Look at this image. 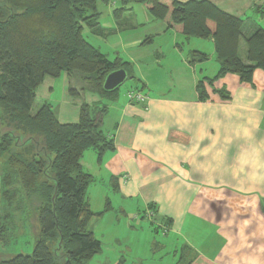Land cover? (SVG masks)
<instances>
[{
	"label": "crops",
	"instance_id": "obj_1",
	"mask_svg": "<svg viewBox=\"0 0 264 264\" xmlns=\"http://www.w3.org/2000/svg\"><path fill=\"white\" fill-rule=\"evenodd\" d=\"M207 1L240 18L244 37L264 29V0ZM178 37L175 33L169 49L179 61L168 64L166 79L151 81L142 72H132L133 82L149 90L143 93L145 103L117 95L113 101L103 100L90 92L72 96L66 73L61 104L50 77L37 87L35 98L50 105L61 124L76 123L82 104L106 108L101 131L113 149L100 158L89 149L80 161L91 183L101 184L103 207H109L102 212L113 210L111 193L116 211L124 216L141 213L155 233L162 231L175 246L176 264H264V71L256 69L248 84L226 75L206 87L208 99L202 102L196 86L217 74L218 63L207 74L206 61H190L193 52L206 55L204 49L190 47V41L199 45L203 40L183 37L179 44ZM149 38L146 44L148 37L125 46L150 45ZM160 54L157 50V57ZM129 60L128 65L136 59ZM213 89L224 90L228 100ZM86 200L91 208L90 197ZM3 258L0 254V261Z\"/></svg>",
	"mask_w": 264,
	"mask_h": 264
},
{
	"label": "trees",
	"instance_id": "obj_2",
	"mask_svg": "<svg viewBox=\"0 0 264 264\" xmlns=\"http://www.w3.org/2000/svg\"><path fill=\"white\" fill-rule=\"evenodd\" d=\"M97 1L0 0V235L11 240L14 216L20 213L22 225L31 223L35 240L30 254L0 264H58V254L63 264H89L100 252L101 243L88 224L105 211L92 212L86 200L92 177L80 161L89 149L98 158L113 149L112 140L101 131L106 108L82 104L78 121L71 124L59 123L46 103L32 112L37 87L44 78L62 73L70 76L72 96L90 92L109 101L116 98L118 89H102L104 79L117 69L127 72L128 64L109 61L82 35L84 27L100 33ZM119 2L115 17L132 4H142L154 19L164 21L167 30L186 39L212 40L219 68L213 78L198 82L202 102L208 99L206 87L226 75L248 84L256 69L264 71V29L244 37L243 21L207 0ZM241 41L246 47L243 58ZM207 59L193 52L190 61ZM213 92L228 100L224 90Z\"/></svg>",
	"mask_w": 264,
	"mask_h": 264
},
{
	"label": "rangeland",
	"instance_id": "obj_3",
	"mask_svg": "<svg viewBox=\"0 0 264 264\" xmlns=\"http://www.w3.org/2000/svg\"><path fill=\"white\" fill-rule=\"evenodd\" d=\"M96 7L100 12L98 26L100 33L96 35L84 27L82 35L86 41L111 62L118 60L120 63L128 64L129 59H136L128 65L127 78L118 88L117 97L127 100L126 92L130 90L149 94L148 89H143L139 84L133 82L130 78L131 74L139 71L151 81L166 79L168 64H176L179 61L178 54L169 49V45L177 32L166 30L164 21L154 19L146 6L142 4L130 5L129 10L122 12L117 17L114 16L113 11L121 7L119 0H108L107 2L98 0ZM163 29L166 34L161 32ZM178 35L177 43L181 44L184 42L183 36L180 33ZM147 37H152V44L144 46L138 44L135 48L125 46V44L135 40L141 42ZM190 42V47L204 49L208 58L205 62L206 73H212L217 62L214 52L209 50V41H197L199 45L192 43L194 41ZM187 47L188 44L185 43L184 49L187 50ZM157 50L161 51L160 58L157 57ZM245 50V44L241 41L240 57L243 58ZM155 61L158 63L155 64ZM63 76L62 73L59 77L54 78L56 100L59 104L62 103L60 85ZM41 104V100L35 98L32 112H35ZM53 106L59 108L61 105L54 103ZM98 185L101 184L91 183L89 190L86 191V197H90L91 200V210L95 213L105 209ZM108 199L113 205V210L101 216L93 217L88 224V230L101 243L100 252L91 258L89 264H176L179 252H174L175 246L170 245L162 231L155 233V226H152L147 218L143 219L141 213L135 212V215L126 212L127 216H124V214L116 211V202L111 193H108ZM20 209L22 210V207ZM11 210L12 208L9 212ZM21 216L20 213H16L14 216L16 231H14L10 241L3 240L4 236L2 238L0 235V254L4 256L3 259L5 260L18 254H30L33 250L35 240L30 228L31 223L26 222L25 226L22 225ZM28 216L30 219V214ZM58 256L60 258L57 259V263L63 264L62 254H58Z\"/></svg>",
	"mask_w": 264,
	"mask_h": 264
},
{
	"label": "water",
	"instance_id": "obj_4",
	"mask_svg": "<svg viewBox=\"0 0 264 264\" xmlns=\"http://www.w3.org/2000/svg\"><path fill=\"white\" fill-rule=\"evenodd\" d=\"M127 72L124 69H117L110 72L104 79L102 89L105 92L117 90L126 80Z\"/></svg>",
	"mask_w": 264,
	"mask_h": 264
},
{
	"label": "built area",
	"instance_id": "obj_5",
	"mask_svg": "<svg viewBox=\"0 0 264 264\" xmlns=\"http://www.w3.org/2000/svg\"><path fill=\"white\" fill-rule=\"evenodd\" d=\"M126 99L130 103L140 104L145 103L148 97L140 91L130 90L126 92Z\"/></svg>",
	"mask_w": 264,
	"mask_h": 264
}]
</instances>
